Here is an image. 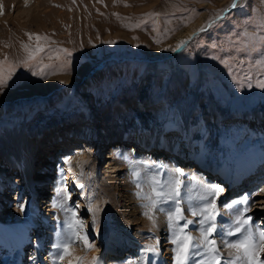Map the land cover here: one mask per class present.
<instances>
[{
	"label": "rangeland",
	"instance_id": "1",
	"mask_svg": "<svg viewBox=\"0 0 264 264\" xmlns=\"http://www.w3.org/2000/svg\"><path fill=\"white\" fill-rule=\"evenodd\" d=\"M233 1L40 0L42 6L39 7L38 14L35 0H24L21 8L14 4L0 8V151H8L12 142L8 144L7 141L19 135L23 126L29 131H43L52 124L63 125L64 128L67 123L73 122L75 124L72 127L76 131L79 129L80 136L76 135L62 142L68 146L70 141L83 138L86 139V147L93 148L95 139H92L93 136L87 139L83 132L91 135L94 129L98 132L99 121L108 119L117 123L118 128H123L134 121L143 123L147 120L143 115L146 114L149 121L156 122L158 126L168 122L176 127L186 115L189 118L203 119L204 110L211 103L224 112L226 117L220 126H215L220 133L218 135L217 131L214 132L217 139L214 135L208 136L206 124L194 134H189V138H194L197 152L211 145L210 153H204L205 158L212 164L219 160H226L229 164L232 159L230 153H233L230 149L232 145L237 148L234 158L248 149L261 148L262 144L259 142L263 134L253 130L244 136L247 125L243 117L245 113L251 114L253 110L264 109V87L260 86L264 83V0H240L236 3L237 7L228 9L220 16L223 9ZM212 18L214 19L207 24ZM20 19L21 22H17ZM194 22L198 23V28L206 24L207 28L196 34L193 32L191 39L174 51L180 45L177 43L176 46L178 31ZM37 36L40 38L37 39ZM103 59L105 62L102 63ZM80 70H85L87 76H80ZM48 80L59 85L50 90L49 94H34L32 97L18 99L11 96L19 90L34 91L36 88H43ZM135 95L149 99L153 108L146 113L138 107L119 113L123 98ZM4 96L7 98L2 101ZM177 130L178 127L173 132L180 135L181 129ZM62 133L63 131L58 134ZM184 135L185 139L180 138L183 139V144L188 142L187 134ZM221 138L223 142L218 143ZM57 143L56 147L53 143L50 147H45L49 145L44 143L41 158L44 159L47 153L55 155L58 147L66 149L64 143ZM103 152L106 154V149L100 150L101 157ZM170 158L172 159L167 156L166 160ZM105 161L103 158V164H108L109 161ZM185 165L183 164L184 167ZM235 165L234 167H238ZM101 166L103 169L102 164ZM13 170L15 171V167H12L10 173ZM55 170L56 168L53 172ZM53 172L50 174L52 177L48 176V180L51 179L45 184L49 188ZM261 181L258 184L262 191L264 179ZM5 185L7 186L3 188L10 192L11 198L17 196V199H11L12 206L26 200V190L21 195L24 197H19L21 190L17 191L11 183ZM77 185H70L76 189L70 191L72 194L70 193L68 207H71L73 199L79 198L78 215L81 214L86 224L90 216L86 205L91 194L88 190L86 193L85 189H89L91 185L88 184L87 188L81 190ZM144 187L150 190L147 184ZM73 190L76 194H73ZM198 190L194 189L195 193ZM48 197L51 195L48 194ZM258 197L259 195L255 196L251 209H255L257 205L259 208L264 206V202H257ZM224 200L219 203L220 206ZM132 204L134 203L129 202V205ZM182 208L185 212L189 211L186 203ZM49 209L47 207L45 213L53 212V216L54 213L56 215V211ZM255 212L264 215V208ZM251 215L254 216L252 213ZM263 218L264 216L261 218L262 222ZM53 221L51 219L49 222ZM6 224L0 223L4 229L12 230L8 222ZM59 224V221L53 224L52 235L56 234ZM46 225L44 233L50 229L49 223ZM128 227L131 232L130 240L133 242H142L143 237V242H146L151 236L142 232L140 239L135 226L130 227L129 224ZM165 228L168 232L165 225L159 236L160 243L166 242L162 237L169 235L165 233ZM84 229L81 230L83 234ZM34 231L32 229V233ZM196 231L195 228L192 229V235ZM48 235L52 239L50 233ZM88 235L91 242H96L94 233L89 232ZM51 241L47 244L50 250L46 244L43 245V253L44 256L51 254L48 257L55 261L57 249ZM24 243L30 250V243ZM169 245L170 251L165 254ZM164 246V259L173 261L175 254L171 240L170 244ZM25 250L26 257L31 251ZM0 251L2 254L1 248ZM113 251L110 250V253ZM1 257L4 256L0 255V259Z\"/></svg>",
	"mask_w": 264,
	"mask_h": 264
},
{
	"label": "bare ground",
	"instance_id": "2",
	"mask_svg": "<svg viewBox=\"0 0 264 264\" xmlns=\"http://www.w3.org/2000/svg\"><path fill=\"white\" fill-rule=\"evenodd\" d=\"M23 1L24 0H0V8H7V6H9L10 4H14L17 8H21V6L24 4ZM238 1L240 0H236V2ZM34 3H36V7L39 9L36 11V13L40 14L39 7L42 6V3L40 2V0H35ZM212 20L213 19L209 20V22H211ZM17 22H21V19ZM198 27V23L194 22L190 26H185L182 28V30H179L175 37L176 46L177 43L185 40L190 35L192 36L194 34L193 32ZM85 74H87L85 70L79 71L80 76L83 77V75ZM185 82H187V80ZM47 83L48 84L43 88H36L34 89V91L19 90L13 92L11 96L13 99H18L19 97H32L34 96V94L44 95L47 94L50 90L59 86L54 85V82L52 80H48ZM6 98L7 97L3 98L2 101H5ZM120 103L121 106L119 105V113L127 112L129 110L131 111L130 108L134 109L137 107L139 109H142L141 111H143V113H146L153 108L151 106L152 103L149 99L138 95L125 97ZM143 115L146 116L144 118L147 119L146 121H144L143 123H135L134 121L133 124L125 128L135 131L132 136L134 140L145 141L149 142L150 144L154 143V145L159 147L158 149L154 147L151 151L144 149V147H140L139 149L136 147H134L133 149H123L121 140L112 139L116 131L120 129L118 128V124L112 121L110 122L107 119L99 121L97 126L98 132H96V129H94L93 135L87 134V132H83L87 139L90 136H93L92 139H95L93 148L86 147L88 146L86 144L87 142L85 141L86 139L83 140V138H80L78 141H75L74 139L69 142L71 144H68V146L64 145L66 148L71 147L73 151L67 153L65 152V149H61V147H58L60 158L58 160L56 159V161L55 158L52 157L53 155H51V153L50 155L47 153V156L45 155V158L42 159V147L44 145H49L45 147H50V145H52L54 141L58 140L60 136L65 139L67 137V140L72 136H80L79 129L78 131H76L74 130L75 128L72 127L75 123H67L64 128L63 125L52 124V126L50 125L43 131H29L26 126H23L19 135H16V137L13 136L9 141H7L8 144L12 142L10 144V147H8L9 145H7L8 151H0V223L6 224L8 222L9 226L13 227L16 235L18 236L16 237L13 233H10V228L6 230L2 227V225H0V243L4 246H7L8 248H11L13 244H17L18 246L22 247V243L25 245L24 242L28 241L30 243L29 247L31 251L29 253V260L30 262H35L38 258L36 256L43 249L45 239L47 238L45 235L47 233H44V227H47L46 224L51 218L50 216H52L53 214V212L45 213L47 207L50 208V211H56V220L60 222L56 234H54L51 239V242H53V244L55 245V243L61 241L64 236L69 234V230L66 227L65 223H63L68 219V214L59 207H53L54 203L62 200L66 194L71 193V189H76L70 186L71 184L76 183L78 184L77 186L84 185L83 188H87V185L90 184V188L85 189V192L88 190L91 194L89 196L90 198L87 199L86 206H88V208L89 206H91L92 209L98 210L94 213L92 211H89L90 216L86 220V228L83 232L87 233V243L94 245V247L89 249L82 239L77 240L75 243L69 244V254L65 255V263L91 264L93 257H99L103 251L105 252L104 260H106L107 254L110 253V249L116 241L117 243H129V252L131 253V255H135L140 251L141 245L145 246L146 244H154L156 240L159 239V237L158 235H149L150 237H146V242H140V240H134L133 242L132 240H130L131 232H129L128 225L130 224V227L132 225L135 226L134 228L137 231L136 233L139 235L138 238H140L143 235L142 232L147 229H156V231L162 232L164 226L167 225V222L166 214L158 210L153 212V215L156 218V226H153L152 221L142 214L144 209L141 208L139 204L142 201L138 199L134 194L136 191V187L131 178L133 165L140 167L142 174L145 170L143 168V165L163 164L165 166V170L175 169L172 161L181 163L182 159L184 158L182 156L187 155L190 163L186 166V172L184 171V173H186L185 180L186 183L190 179L193 181V194H195L196 191H194V189L197 188L200 190V185H211L209 181H205L204 179H202V176L199 173H194L195 171L200 172L203 174V177L209 179V175L207 174V172H205L206 170L201 169L204 166L210 168L211 172L213 171L215 173H218L219 176L223 177L224 179L228 178V183L233 182L237 184L246 175H253L255 176V178L259 176V179L263 178L264 109L253 110L251 114L245 113V116L243 117L247 125V127L245 128L246 132L244 131V136L246 135V133H251L253 130H256L258 134H263L262 140L259 142L260 144H262H259L262 147H254L252 150L248 149V151L242 152L237 158H234V155L236 154L235 150L237 148L232 145L230 149L233 153L229 152L232 159L230 157L231 161L229 162V164L226 161L222 165L223 167L218 165V163H221L222 160H219L218 163L215 162L212 164L208 159L205 158L206 156H204V153H210V150L212 148L211 145L209 148L201 149L200 152H197V148H195L194 145V138H189V134H194L195 131H199L202 126H205V124L208 128V136L209 134L214 135L215 131H217L218 135L220 134L219 129L215 126H220L222 120L225 119L226 114L224 112H221L214 103L208 105V107L204 110L203 119L198 120L195 117L189 118L188 115L185 114L186 116H184L182 123L179 124V126H176L178 127V130L181 129L180 135L174 133V129L176 128L174 127V125H170L168 122H165L164 125L158 126L156 125V122L153 123L154 121H149V117L146 114ZM62 131V134H58ZM120 134L123 133L121 132ZM184 134H187L188 137L187 145H184L182 141L180 143L178 142L181 137L184 139L186 138V135ZM52 137L54 138L52 139ZM214 137L216 138L215 135ZM107 141L109 142L108 145H106V154H104L103 152V157H101L100 146L105 145ZM220 141H222V138L218 141V143ZM228 142L229 140H227V144ZM170 149L174 150V152ZM60 152L62 153L60 154ZM157 152H159V154H157ZM170 154L172 155L170 156ZM249 155H252V159ZM167 156L172 157V159L170 158L166 160ZM103 158L104 162H106L105 159L109 161L108 164H103ZM210 158L212 159L211 156ZM236 163L237 165H235ZM101 164L103 165V169ZM234 165L238 167H234ZM12 167H15V171L13 170L14 172H11V174L10 170H12ZM54 168H56V170L53 173L54 178L49 188L45 186V184L51 179L50 178L48 180V176L52 177L50 174H52ZM76 170H79V172L77 173ZM232 171L236 174L234 175ZM101 173L102 176L100 177ZM189 174H191V176H189ZM216 181L218 180L216 179ZM6 183H11L12 185H14L17 191L26 190L27 198L26 200L24 199V201L21 202L22 205L20 203L19 205L15 204L14 206H12L11 199L15 197L17 199V196L14 195L11 198L9 194L10 192L5 191V188L3 187L7 186L5 185ZM68 184H70L69 187H67ZM259 185L260 184L256 183L248 188L244 187V189L242 190L247 189L245 193L239 192L237 195L232 196L231 201L234 199H239L243 195L248 194L251 200L249 207L254 202V198L256 195H259V197L257 198L258 203L264 202V188L261 191ZM144 186H146V184ZM257 186L259 188H257ZM67 188L69 189V191ZM79 190H81L80 187ZM144 191H149V189L146 190V188L144 187ZM73 192V194H76L75 190H73ZM38 194H40V197H42V202H40V197L38 198ZM48 194H50L51 197H48ZM77 199H73L71 206L76 203L77 205L80 203V199ZM129 202H133L134 204H132L131 206L129 205ZM65 204L66 206H68V200L65 201ZM262 208H264V206L259 208L257 205L255 206V209L252 208L251 210L255 212V210ZM228 211L232 215L231 210ZM94 215L95 222L93 221ZM32 229L35 230L33 233ZM256 230L257 234L259 231H262L261 229ZM47 231L49 232V230ZM89 232L94 233V235L97 237L96 242H91L88 235ZM199 235L200 233L196 231L193 236ZM81 236H83V233H81ZM228 239L232 240L235 239V237H229ZM170 240V235H167L165 244H170ZM170 248L171 247L169 245L166 249L165 254L170 251ZM229 251L234 250L225 248L226 255ZM258 253L259 252L255 253V260L257 261V264L258 262L262 264V262H264V259L259 258ZM165 254H160L161 261H159L161 262V264H163V260L168 262V264H174V259L173 261L171 259H169V261L167 259H164ZM81 257H83L82 261L78 259ZM121 259L122 258L119 257L117 259L118 261L111 260L108 264H141V261L142 264H149L148 261H146L145 257L142 256H139L136 260L123 258V261H121ZM0 264L2 263L0 262ZM153 264L160 263L155 260Z\"/></svg>",
	"mask_w": 264,
	"mask_h": 264
},
{
	"label": "snow or ice",
	"instance_id": "3",
	"mask_svg": "<svg viewBox=\"0 0 264 264\" xmlns=\"http://www.w3.org/2000/svg\"><path fill=\"white\" fill-rule=\"evenodd\" d=\"M237 6L235 2L232 4L233 8ZM39 38L37 36V39ZM186 43L187 41H181L180 47ZM260 86L264 87V83ZM143 168L145 171L142 174L140 167L132 166L131 178L136 187L134 194L142 201V214L152 221L153 226H156L154 211L166 214L168 234L174 245V264H257L254 247L258 240L264 239V231H259L258 234L253 232V218L247 215L251 211L248 194L224 204V207L232 212L229 217L219 211L217 205L220 194L224 192L220 185H200V191L193 194V181L190 179L186 183L181 179L185 175L182 169L165 170L163 164L143 165ZM145 184L149 186V191H144ZM79 187L83 188L84 185ZM70 199L69 193L53 205L68 214V219L63 223L69 234L54 245L57 258L61 261L69 254L68 245L77 240L82 239L89 249L94 247L87 243L86 232L81 236V230L86 228V224L78 215L79 205L66 206L65 201ZM182 201L188 205L191 216L197 219H189L184 215ZM97 210L89 206V211L94 213ZM93 221L95 222V215ZM191 228H195L200 235L193 236ZM217 235L221 238L219 242L215 239ZM228 237L235 239L229 240ZM221 245L234 251H229L225 256L220 251ZM158 246L159 239L154 244H146L142 251L158 253ZM78 259L82 261L83 257ZM98 261L99 257H93L91 264H97Z\"/></svg>",
	"mask_w": 264,
	"mask_h": 264
},
{
	"label": "water",
	"instance_id": "4",
	"mask_svg": "<svg viewBox=\"0 0 264 264\" xmlns=\"http://www.w3.org/2000/svg\"><path fill=\"white\" fill-rule=\"evenodd\" d=\"M234 2L237 3L236 0H235ZM232 4H233V3H232ZM232 4H231L230 6H227L225 9H223L222 14H220V16H222L224 13H226L225 11H227L228 9L233 8V7H232ZM220 16H219V17H220ZM216 18H217V17H216ZM212 19H214V18H212ZM209 23H210V22L208 21L207 24H209ZM207 24H206L205 26H202V27L198 28V29H197L196 31H194V32L197 33V32H199V31H201V29H206V28H207ZM195 33H194V34H195ZM192 36H193V35H192ZM192 36H190L189 38L185 39L184 41H189V40L191 39ZM179 48H181L180 45H179L174 51L179 50ZM103 62H105L104 59L102 60V63H103ZM85 76H87V75L85 74Z\"/></svg>",
	"mask_w": 264,
	"mask_h": 264
}]
</instances>
